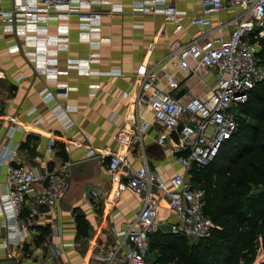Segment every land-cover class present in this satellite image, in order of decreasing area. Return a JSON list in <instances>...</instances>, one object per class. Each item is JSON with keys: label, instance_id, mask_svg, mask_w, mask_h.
I'll return each mask as SVG.
<instances>
[{"label": "built area", "instance_id": "built-area-1", "mask_svg": "<svg viewBox=\"0 0 264 264\" xmlns=\"http://www.w3.org/2000/svg\"><path fill=\"white\" fill-rule=\"evenodd\" d=\"M105 3L113 10H122L121 5L113 0ZM93 4V0H13L9 10H0L2 30L19 36L24 45L33 48L26 55L35 70L45 78L57 80L71 70L90 76L94 73L91 65L99 60V54L94 52L87 59L68 58L66 68L60 69L59 54L69 49V28L60 25L56 35H51L49 24L52 20L65 22L76 15L82 40L99 47L108 40L101 37V14L92 10ZM201 8L200 14L190 17L191 24L199 30L191 36L189 44L175 40L171 49L178 53L180 70L190 72V75L217 71L215 86L209 96L193 95L187 103H182L173 95L174 91L180 90L181 83L174 74L166 72L163 75L165 88L158 87L152 79L154 75L146 73L141 82V93L136 97L137 104L146 102L154 120L162 125L157 140L171 149L185 172L162 179L150 169L146 159L134 169L127 155H110L108 171L112 179L122 184L121 189L127 187L142 194V207L126 229L112 228L110 235H113V240H97L92 247L88 243L83 264H164L153 256L149 239L150 234L159 229L157 217L161 198L167 200L176 216V221L171 224V234L186 238L193 244L208 237L215 228L203 212L205 189L194 186L188 175L194 168L208 166L224 143L238 132L240 106L248 101L250 91L264 81V63L257 55L259 40L264 36V0H202ZM232 8H241L242 13L235 20V28L229 37L224 38L220 29L217 33L210 31V16ZM132 10L163 16L175 24V32L183 29L181 20L187 17L186 11L168 4L166 0H133ZM18 50L19 47L14 46L10 52ZM108 74L113 75V72ZM4 78L0 71V80ZM70 89L73 88L58 85L56 95H66ZM41 95L46 101L54 98L47 89ZM123 95L127 97V93ZM3 109L0 98V113ZM70 111L69 106L58 103L51 109L50 119L69 126ZM8 119L14 125L6 134L11 141L20 124L13 116ZM134 126L141 131L137 122ZM56 146L57 140L50 137L47 150L54 152ZM0 148V165L6 163L7 168L5 190L0 192V249L10 251V260L20 262L18 249L37 234L35 217L38 206L52 210L50 227L54 233L56 228L59 229L55 221L70 187L71 164L60 162L56 165L55 162L53 167L43 169L22 166L14 164L15 148L1 144ZM87 155L95 156L96 152L89 149ZM92 194L96 195V192L92 191ZM25 210L27 214L24 216ZM50 253L51 257L57 258L60 250L50 246Z\"/></svg>", "mask_w": 264, "mask_h": 264}, {"label": "crops", "instance_id": "crops-1", "mask_svg": "<svg viewBox=\"0 0 264 264\" xmlns=\"http://www.w3.org/2000/svg\"><path fill=\"white\" fill-rule=\"evenodd\" d=\"M93 1L92 10L101 14V37L108 40L99 47L82 40L76 15L68 21L52 20L49 24L51 35H56L60 25L69 28V49L59 54L60 69L66 68L68 58L87 59L94 52L99 54V60L91 65L94 73L90 76L71 70L57 80L45 78L35 70L26 55L33 48L24 45L19 36L4 33L0 17V71L5 77L0 80V98L4 104L0 113V144L15 148L14 164L22 166L43 169L53 167L55 162L57 165L60 162L86 161L85 166L71 178L70 187L59 206L55 221L59 229L56 228V233L50 227L52 210L45 206L37 207L36 226L49 227V233L38 244L41 231L37 229V234L24 242L22 249H18L19 254L22 251L27 253L24 259L20 254L22 264H83L88 243L92 247L97 240H113V235H110L112 228L126 229L135 219L142 207L143 195L127 187L121 189L122 184L112 179L108 171L110 155H127L134 169L146 159L150 169L162 179L185 172L171 149L158 142L162 125L154 120L148 104L136 102L146 73L154 75L152 79L160 88L166 87L164 73L174 74L181 88L173 95L182 103H187L193 95L208 97L215 86L216 70L203 72L200 76L190 75V72L180 70L178 53L171 49L175 40L189 44L191 36L199 30L191 24L190 17L200 14L202 0H166L187 12V17L181 20L183 29L179 32L174 31L172 21L161 15L133 11V0H113L121 5V11L113 10L105 3L107 0ZM12 5L13 0H0V10H9ZM241 13V8H232L211 15L209 30L217 33L220 29L224 38L229 37ZM14 46L19 50L10 52ZM108 72H113V75ZM58 85L73 89L66 95H56ZM44 89L54 94V98L44 100L41 95ZM58 103L71 108L69 126L50 119L51 109ZM10 116L20 124L11 141L6 135L14 126L8 119ZM134 122L139 124L141 131ZM50 137L57 140L54 152L47 150ZM89 149H94L96 155L88 157ZM191 171L188 176L192 179ZM6 181L4 163L0 165V192L5 190ZM76 209L85 214L92 228L86 242L77 237ZM26 214L27 210L23 215ZM157 218L158 231H162L160 226L165 223L170 232L176 216L165 198L159 200ZM50 246L60 250L59 257H51ZM0 254H5L3 249H0Z\"/></svg>", "mask_w": 264, "mask_h": 264}, {"label": "trees", "instance_id": "trees-1", "mask_svg": "<svg viewBox=\"0 0 264 264\" xmlns=\"http://www.w3.org/2000/svg\"><path fill=\"white\" fill-rule=\"evenodd\" d=\"M258 57L264 63V36ZM240 128L204 168L191 171L192 181L204 188V214L215 225L210 235L195 243L157 231L150 234V251L164 264H251L260 254L264 264V81L240 106ZM77 237L87 238L91 226L83 212L74 210ZM41 231L44 241L49 227ZM261 250V251H260Z\"/></svg>", "mask_w": 264, "mask_h": 264}, {"label": "rangeland", "instance_id": "rangeland-1", "mask_svg": "<svg viewBox=\"0 0 264 264\" xmlns=\"http://www.w3.org/2000/svg\"><path fill=\"white\" fill-rule=\"evenodd\" d=\"M160 229L164 232H169V226L167 224H162L160 226ZM4 250V249H3ZM261 251V250H260ZM5 254H0V261H3V260H10V257L9 256V252L10 251H7V250H4ZM47 253V252H46ZM20 254H23V257L21 259H24L26 257V254L25 251H22ZM155 254V253H154ZM46 255V254H45ZM263 260V257L257 253V255L255 256L254 260L251 262V264H258L259 262H261ZM241 264H244V261L241 260L240 262ZM247 264V263H245Z\"/></svg>", "mask_w": 264, "mask_h": 264}, {"label": "water", "instance_id": "water-1", "mask_svg": "<svg viewBox=\"0 0 264 264\" xmlns=\"http://www.w3.org/2000/svg\"><path fill=\"white\" fill-rule=\"evenodd\" d=\"M179 130H181V126L179 127ZM85 164H86V161L71 164L70 171H71L72 179L80 171V169L85 166ZM0 264H22V263L17 260H3V261H0Z\"/></svg>", "mask_w": 264, "mask_h": 264}]
</instances>
